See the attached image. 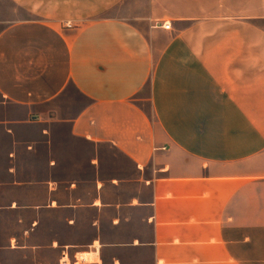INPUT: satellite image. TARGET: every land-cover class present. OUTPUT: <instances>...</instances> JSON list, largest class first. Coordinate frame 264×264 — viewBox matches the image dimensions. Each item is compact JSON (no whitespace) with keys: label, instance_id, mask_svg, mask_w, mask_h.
<instances>
[{"label":"crops","instance_id":"0c3cea01","mask_svg":"<svg viewBox=\"0 0 264 264\" xmlns=\"http://www.w3.org/2000/svg\"><path fill=\"white\" fill-rule=\"evenodd\" d=\"M5 2L22 15L0 14V264H50L42 249L55 264H264V0ZM71 85L87 103L50 108ZM57 123L138 175L85 195L72 181L65 199L54 175L26 174L23 129L50 142ZM87 209L84 242L37 243L46 218L75 227Z\"/></svg>","mask_w":264,"mask_h":264},{"label":"rangeland","instance_id":"374dc122","mask_svg":"<svg viewBox=\"0 0 264 264\" xmlns=\"http://www.w3.org/2000/svg\"><path fill=\"white\" fill-rule=\"evenodd\" d=\"M0 14L10 17L21 16V11L15 6L0 0ZM2 25H0V28ZM87 103L78 91L71 85L66 93L52 103L50 108L70 111L76 106ZM23 134L27 138L36 139L35 150L27 153L24 149L17 152V162L23 172L36 174L49 172L55 178L61 181L63 195H67L66 187L72 181L80 185V194L93 192L98 180L105 182V186L112 192H117V182L119 179H133L138 175L134 163L125 156L119 149L110 144L95 145L85 139L76 138L69 132V127L65 124H53L52 135L49 139L40 137V128L27 127L23 129ZM10 137L4 134L0 135V146L5 150L10 145ZM55 159L57 165L49 170L46 162ZM2 166L6 165V159L3 157ZM4 170V169H3ZM132 191V187L126 189ZM82 216L79 217L78 225L70 227L67 225L65 215L56 218H46L37 234V243L47 244L53 237L59 238L64 243L84 242L89 236V222L95 214L93 210H82ZM60 220V221H59ZM57 222H60L59 225ZM8 226L5 231L13 227L12 219H8ZM38 255L55 264L58 252L49 249L38 251ZM15 259L18 257L15 256Z\"/></svg>","mask_w":264,"mask_h":264},{"label":"bare ground","instance_id":"6f19581e","mask_svg":"<svg viewBox=\"0 0 264 264\" xmlns=\"http://www.w3.org/2000/svg\"><path fill=\"white\" fill-rule=\"evenodd\" d=\"M95 245L97 248H100V244L98 242H96ZM99 255L100 254L97 252L90 251V252H81V253L79 252L77 257H78L79 261H81V262H94V261L98 260ZM65 260H67V258ZM67 262H68V260H67Z\"/></svg>","mask_w":264,"mask_h":264},{"label":"built area","instance_id":"2783aa9c","mask_svg":"<svg viewBox=\"0 0 264 264\" xmlns=\"http://www.w3.org/2000/svg\"><path fill=\"white\" fill-rule=\"evenodd\" d=\"M161 26L164 29H166V30H171L172 29V23L170 21H164Z\"/></svg>","mask_w":264,"mask_h":264}]
</instances>
